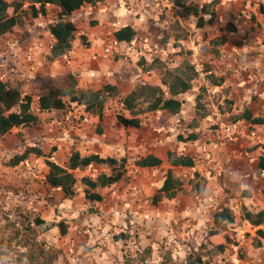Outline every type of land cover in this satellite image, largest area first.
<instances>
[{"label": "crops", "instance_id": "obj_1", "mask_svg": "<svg viewBox=\"0 0 264 264\" xmlns=\"http://www.w3.org/2000/svg\"><path fill=\"white\" fill-rule=\"evenodd\" d=\"M113 1L115 15L130 16V21L113 20L111 27L103 30L95 17L80 20L73 18L74 25L80 24L82 30L77 32L79 27L75 26L76 37L71 50L52 62L50 74H56L57 71L62 72L61 75L72 73L80 89H99L105 84L116 85L118 96L124 97L135 85L144 82L146 74L138 61L142 57L148 62L158 58L162 66L147 76V79L152 85H160L164 98L168 99L169 89L162 84L161 79L167 67L174 68L180 63L182 56L179 49L174 48L171 43L166 47L158 46L157 38L161 34L157 27L160 26L158 21L154 22L157 26L150 27L142 21V15L136 12H132L133 17L129 15V6L136 7L135 5L142 4L145 0ZM160 2L181 8L173 6L167 0ZM35 5L38 6V3ZM86 7L93 6L84 4L81 9ZM46 8L47 11L49 8H55L57 12L60 10L51 3H47ZM257 8L258 10L251 12L255 16L254 20L251 13L249 16L239 15L237 19L231 20L237 28L234 33L225 28L226 22L215 31L212 28L214 23L209 25L210 32L204 29L194 35L189 32L188 37L182 41L184 45L187 39L193 40L192 45L184 47L191 50L187 57L194 64L198 76L192 81L189 90L174 96V99L181 101L178 112L160 108L137 114L134 117L139 119L140 125L134 127L117 120V115L128 119L132 116L112 97L105 102L100 116L91 115L84 109L87 113L86 122H81L79 128L73 131L79 137L71 145V150L78 151L81 157L93 154L100 158H126V163L123 171L118 167L112 170L109 165L94 161L85 167L68 169L78 181L82 177L96 180L99 175L108 176L112 172H122L119 181L94 189L80 183L75 197L82 195L88 201L84 189L99 194L102 199H94L92 203L101 204V215L130 216L131 225L137 217L144 220L142 217L148 216L147 211L154 208L150 204L151 197L162 186L168 170L172 171L177 180H180L181 171L192 170L203 176L208 186L218 187L230 197L228 206L235 214L236 230L250 234V238H242V242L246 247L249 245L251 252L256 254L254 260L264 264V218H257V213L264 216V12L263 6L258 5ZM175 18L181 22L180 15ZM125 25H131L136 36L130 42L117 41L114 31ZM80 34H84L90 43L88 47L80 41ZM216 36H227V41L213 53L209 41ZM202 45L204 49L200 50ZM205 63L210 65V71L216 77H223L220 85H214L205 78ZM201 86L204 87L201 90L204 95L202 101L209 112L198 126L190 127L189 122L195 115V97ZM229 123L234 126L233 132L225 129ZM89 131L91 134L87 135ZM191 132L197 135L196 140L183 141ZM65 150L51 154V159L63 167L71 154L70 149ZM45 152L48 153L49 150ZM148 155L156 156L161 163L152 167L136 165V160ZM179 156L189 157L192 160L191 166L170 163V158ZM191 177L193 175L188 176ZM178 194L179 192L172 199L163 197L156 205L166 201L168 203L165 212L170 211L175 208L171 201ZM244 211L251 213L253 220L243 219ZM125 222L128 226L126 219ZM257 230L261 233L256 232Z\"/></svg>", "mask_w": 264, "mask_h": 264}, {"label": "rangeland", "instance_id": "obj_2", "mask_svg": "<svg viewBox=\"0 0 264 264\" xmlns=\"http://www.w3.org/2000/svg\"><path fill=\"white\" fill-rule=\"evenodd\" d=\"M185 1L186 7L175 8L160 0H145L127 10L131 17L135 12L142 15V21L150 27L156 26L154 22L161 15H180L183 27L194 35L199 32L195 27L196 18L207 0ZM31 4V0H25L22 7L28 12ZM258 5L263 6L264 12V0H219L212 28L216 31L228 19L249 16L258 10ZM115 13L114 1L103 0L98 6L82 8L66 19L73 22V18L95 17L103 30H108L113 20L130 21V16H116ZM56 15L55 8H49L46 16L23 15L21 24L0 37V79L31 93L32 111L38 116L36 123L13 127L0 138V240L4 241L0 245V264H122L125 260L128 264H161L162 261L184 264L187 256L195 251L203 253L207 264H263L254 260L256 254L242 242V238H250L249 233L236 230L235 221L227 223L222 216L214 218L215 213L228 207L230 197L218 187L208 186L200 174L188 178L194 174L192 170L180 172L182 188L177 198L171 201L174 209L165 212L168 203L165 201L150 208L149 215L142 217L144 220L138 217L135 222L133 220L135 226H132L130 216L101 215L103 207L100 203L85 201L82 195L70 200L60 190L51 187L46 180L49 170L42 156L30 154L18 164H12V159L30 145H38L44 151L54 145L58 153L71 150L79 137L73 131L81 122H86L87 113L76 103L66 110H46L39 106L40 95L48 94L52 86L66 82V74L61 75L59 71L50 74L54 60L49 58L53 38L48 25ZM77 25V32H80L82 27ZM205 27L204 31H211V26ZM184 43L187 47L193 44V40L187 39ZM199 49L203 50L204 45ZM90 134L91 131L87 132ZM196 179L199 187L194 185ZM36 215L47 221L62 219L68 232L60 234L58 226L44 233L34 232L29 219ZM120 229L126 231L128 237L114 242L112 235ZM215 229L220 240L224 241L223 235L227 234L237 244L229 243L223 253L211 257L207 251L213 248L210 231ZM146 245H151L153 252L146 262H142L138 255Z\"/></svg>", "mask_w": 264, "mask_h": 264}, {"label": "trees", "instance_id": "obj_3", "mask_svg": "<svg viewBox=\"0 0 264 264\" xmlns=\"http://www.w3.org/2000/svg\"><path fill=\"white\" fill-rule=\"evenodd\" d=\"M25 0H0V37L10 32L16 25L23 22V15L31 14L32 17L46 16L47 8L46 4L51 3L59 7L56 19L48 25L49 33L51 34L54 42L49 49V58L51 61L67 54L71 48L72 43L76 37V27L73 22L68 21L66 18L71 16L74 11L81 9L84 4H90L95 7L103 0H31L32 4L29 6L30 11L26 12L23 9L22 2ZM172 3L173 6L181 8L186 7L185 0H167ZM38 3V6L35 5ZM219 3V0H207L201 7L199 14L196 18L195 27L197 31L201 32L205 25H212L216 20L215 6ZM168 14V13H167ZM161 15L158 19L160 23L159 38H157V44L159 47H166L168 44H172L174 48L179 49V53L182 56L180 63L174 68L167 67L164 70L163 77L161 79L162 84L166 85L169 89L170 97L164 98V91L160 85H152L148 82L147 76L160 68L162 65L158 58L152 59L148 62L142 57L138 62V65L144 70L146 76H144V82L138 83L132 89V91L124 97L118 96V88L116 85L105 84L99 89H80L77 87V80L72 73H67L65 76L66 84L60 83L59 86H52L48 94H42L38 97L39 106L42 109L50 110H66L72 103L82 105L86 112L94 116H100L104 109V104L108 98L112 97L117 103H121L123 108L127 109L132 116L131 118H125L122 115L118 116V121L124 125H130L138 127L140 121L134 116L140 113L157 110L160 108L173 109L178 112L181 106V101L174 99L177 94L186 92L192 87V81L198 76V72L195 69L187 55L191 53V50L185 49L182 41L188 37L189 32L183 27L182 23L175 18V15ZM251 17L254 20L255 16L251 13ZM97 22V21H96ZM225 28L229 32L234 33L236 31L235 24L228 20L225 23ZM114 36L117 41H132L136 32L131 25H125L116 31ZM80 41L85 47H88L90 43L86 40L84 34L79 35ZM227 41V36H216L209 41L210 50L216 53L218 48L223 46ZM205 78L214 85H220L223 82V77H216L212 71H210V65L205 63L204 65ZM200 87V92L195 97V115L189 122L190 127L198 126L202 118L209 112L206 109L204 102L203 89ZM67 97V99H64ZM33 96L31 93L23 92L19 86H10L8 83L0 79V138L5 136L13 127L36 123L38 116L32 111ZM94 121V120H93ZM197 135L193 132L189 133L183 141L196 140ZM56 150V146L52 145L49 152L46 153L38 145L27 146L23 152L12 159V164H18L25 160L30 154H34L38 157L44 158V163L48 167L49 172L46 177L47 183L53 188H59L64 196L68 199H74L77 194V188L79 184H83L90 189H94L97 186H104L106 184H112L119 181L122 177V172L117 171L106 176L99 175L96 180H92L89 177H82L78 181L72 173L68 172V169H76L78 167L88 166L93 161L98 164H107L112 170L115 167L124 170L126 158L119 160L114 158H100L97 155H89L81 157L79 152L71 150V154L68 158V162L63 167L51 159V154ZM171 157V153H169ZM139 166H158L161 160L153 155H148L144 158L135 161ZM170 163L182 166H191L192 160L186 156H179L174 159L170 158ZM194 177L198 176L197 172H194ZM199 182L195 183V187H199ZM181 182L174 178L172 171L166 172L165 179L162 186L151 197L150 204L155 206L163 197L172 199L179 191H181ZM85 198L89 202L93 200L100 201L101 195L93 194L89 190L84 189ZM229 202V199H228ZM228 206V203H227ZM222 216V217H221ZM221 217L227 223H233L235 214L230 206L221 209L219 213L214 214V218ZM243 219L253 220L251 213L244 211L242 214ZM257 218L263 219L262 213H257ZM29 221L33 225V230L38 233H44L47 230L58 226L60 234H66L68 232V226L62 219L58 222L52 220H44L39 215L30 218ZM256 232H260L257 230ZM261 233V232H260ZM210 235L213 239L210 241L213 244L212 249H208V254L214 257L225 251L227 244L233 243L227 234L223 235L224 241L220 240V234L217 229L210 231ZM128 235L126 231L121 230L112 235V240L117 242L119 240H126ZM218 241H216V240ZM3 240H0V245L3 244ZM237 244V243H233ZM257 246L258 243L256 244ZM41 250V249H40ZM4 252V251H3ZM153 248L151 245L146 247L139 253V258L142 262H146L152 255ZM203 253L195 251L193 255H188L184 264H207V261L203 258ZM128 260H125L122 264H128ZM161 264H166L162 261Z\"/></svg>", "mask_w": 264, "mask_h": 264}, {"label": "built area", "instance_id": "obj_4", "mask_svg": "<svg viewBox=\"0 0 264 264\" xmlns=\"http://www.w3.org/2000/svg\"><path fill=\"white\" fill-rule=\"evenodd\" d=\"M225 129L227 130V131H229V132H233L234 131V126L232 125V124H227L226 126H225Z\"/></svg>", "mask_w": 264, "mask_h": 264}]
</instances>
